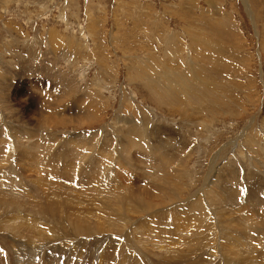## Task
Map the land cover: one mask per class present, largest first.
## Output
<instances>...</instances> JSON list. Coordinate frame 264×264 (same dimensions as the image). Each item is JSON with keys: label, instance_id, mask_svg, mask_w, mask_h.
I'll return each mask as SVG.
<instances>
[{"label": "rangeland", "instance_id": "obj_1", "mask_svg": "<svg viewBox=\"0 0 264 264\" xmlns=\"http://www.w3.org/2000/svg\"><path fill=\"white\" fill-rule=\"evenodd\" d=\"M140 67L149 82L171 78L173 86L181 77L191 90L193 67L197 75L207 69L212 76L201 80L219 82L220 94L211 92L217 106L188 115L158 105L137 82ZM178 93L185 104L194 94ZM132 122H146L138 129L151 145L180 157L176 178L153 182L140 149L126 154L121 134ZM72 144L88 154L98 146L92 164L115 155L110 165L133 172L130 183L94 190L64 171ZM200 198L242 226L264 224L256 214L264 211V0H0V264H210L204 251L212 238L203 249L202 226L189 213ZM219 220L214 242L222 259L239 264L225 249L246 236L229 237ZM260 238L244 264H264ZM145 243L147 256L137 251ZM160 252L173 260L159 263L152 255Z\"/></svg>", "mask_w": 264, "mask_h": 264}, {"label": "bare ground", "instance_id": "obj_2", "mask_svg": "<svg viewBox=\"0 0 264 264\" xmlns=\"http://www.w3.org/2000/svg\"><path fill=\"white\" fill-rule=\"evenodd\" d=\"M190 30H192V29H190ZM194 31V30H193ZM198 33V32H197ZM195 39L198 41H200L201 40V38L199 37V35H197V36H195ZM204 40H205V38H204ZM204 59V58H203ZM155 61V60H154ZM210 61H212V60H210ZM156 62V61H155ZM144 63V62H143ZM206 63V62H205ZM156 64L157 65H159V63H157L156 62ZM155 64V65H156ZM210 64H212L211 62H210ZM215 64L213 63L212 64V67L214 66ZM203 67V66H202ZM201 67V68H202ZM152 68V67H151ZM150 68V69H151ZM156 68V67H155ZM195 67H193V73H194V76L197 78V80H195V82L193 83V85H192V90H193V92H194V94H193V96L196 94L197 96V98H194L193 96L191 97V99H189L190 101L188 102V103H186V104H188V105H186L185 104V101L184 100H182V99H184L183 97H187V96H180L182 99H180V100H178L177 98L176 99H174L173 98V94H176V93H178V92H180V90H181V93H182V91H183V93H185V95L186 94H189V92H191V94H192V90L190 89L191 88V86H190V88H189V85H190V83H189V79H188V82L185 80V79H182L181 77H180V79L181 80H176L177 82H173V86H171L170 85V82H167L166 80H168V79H171V78H168V79H164L163 80V84H160V83H158L157 82V84H155L156 82H154V81H150L149 82V80H147V78H146V73H145V71L142 69V67H140L139 69H138V73L136 74L137 75V79H139L137 82L140 84V87L142 86L144 89H147L149 92H151V94L153 95V101H155L158 105H161L162 106V104H169V105H172V107L174 106V107H177V108H179V109H174L175 111H178V112H180L181 110L184 112V113H187L188 115H189V113L191 112V111H195V110H199V113L201 112H205L206 111V109H207V107L209 106V104H210V106L212 105V103H214L218 98L216 97V96H214L213 94H211V92L212 93H214V94H216V95H218V94H220L219 93V87L217 86V84L219 83V82H216L215 83V79H213V80H210V79H208V78H206V79H208L207 81H204V80H201V79H203L202 78V76L203 77H208V76H212V74H210L208 71L206 72L205 70H207V69H204L203 68V70L202 69H200V70H202L203 72H201L202 73V75L199 73L198 75H197V72H196V70L194 69ZM213 68H217V66L215 65ZM147 69H148V67H147ZM199 70V69H198ZM154 73H156V71L154 72ZM209 74V75H208ZM233 74V73H232ZM174 77V76H173ZM193 78V77H192ZM216 78V77H215ZM129 79H130V81L132 80V81H136L137 79H136V77H135V75L133 76V75H131V77H129ZM174 79V78H173ZM175 79H176V77H175ZM178 79H179V77H178ZM221 79V78H220ZM172 80V79H171ZM182 80H185V81H182ZM175 81V80H174ZM222 81V80H221ZM230 81V80H229ZM136 83V82H135ZM169 85H168V84ZM222 84V83H221ZM221 84H219V85H221ZM212 88H215L214 90L212 89ZM222 88V87H221ZM223 88H224V86H223ZM189 89L191 90V91H189ZM204 89L205 90H207L206 92L204 91ZM159 92V93H158ZM205 92V93H204ZM179 94V93H178ZM182 95V94H181ZM178 96V95H177ZM207 96H209V98H210V100H209V98L207 99L206 98V100H204L203 98H205V97H207ZM188 98H190L189 97V95H188ZM187 99V98H186ZM204 100V102L206 103L205 104V106H202L201 105V103H202V101ZM188 101V100H187ZM214 104H216V106H217V103L215 102ZM190 107V108H189ZM220 108V107H219ZM209 111H213V109L212 110H209ZM224 111V110H223ZM198 113V114H199ZM205 114V113H204ZM88 118V117H87ZM130 118V117H129ZM191 119V118H190ZM134 120V119H133ZM132 120L131 119H129L128 120V122H131ZM138 121V120H137ZM71 122V121H70ZM149 122V121H148ZM152 122V121H151ZM69 123V122H68ZM134 123H136V122H132L131 124H129L128 126L129 127H127V130H123V135L121 134V137L124 139V141L125 142H123L122 141V144H126V145H128L129 144V146L125 149V150H127V153L126 154H129V155H132L133 156V158H135V157H137V154L136 153H133V150L131 149V148H129V147H132V146H134V147H137V148H139L140 149V151L138 152V155L139 156H142V157H144V159H142L144 162H146V164H147V169H148V171L149 172H147V174L148 173H150V174H148V175H145V176H147V178L148 179H150V176H151V178H153V182H154V178L156 179V181L157 182H159V181H161V180H163V179H165L166 177H167V174L170 176H173V178H176V176H177V173L176 172H180L179 171V166L178 165H174L175 163L174 162H176L177 161V159L179 160L180 159V157L179 158H177V159H174L173 160V154H170V156H165L164 154H162L161 153V151L159 150V148L158 147H153L151 144V142H150V140H149V138H148V136L150 135V134H148V135H144L145 133L142 131V129H138V128H144L145 126V123L146 122H142L139 126H138V123H137V126L134 124ZM150 124V123H149ZM146 128H148V127H146ZM136 129H138V131H136ZM145 129V128H144ZM148 130V129H147ZM146 130V131H147ZM94 133H96V132H94ZM97 134V133H96ZM94 136V135H93ZM84 138V137H83ZM82 138V139H83ZM86 138V137H85ZM88 138H90V137H88ZM155 139V138H154ZM153 139V141H155ZM77 140V139H76ZM73 141V140H72ZM78 141V140H77ZM94 141H95V139H94ZM84 142V141H83ZM38 143H40V142H38ZM74 143H75V141H74ZM78 143H81L80 141L78 142ZM84 143H86V142H84ZM254 143V142H253ZM41 144V143H40ZM83 143H81V145L80 146H83V145H85V144H83ZM156 144V143H155ZM35 145V144H34ZM76 145H78L79 146V144H76ZM76 145H74V144H72L69 148H68V151L66 150L65 152H68V153H70L71 155H72V157L71 156H68L66 153L65 154H63V156H64V159H61V161H60V163L62 162V164L64 163V165L62 166V168L64 169V171H66V172H70L71 170H73V172H74V174H73V172H72V175H75L78 179H79V177L80 176H84L85 177V179H86V182H83L84 184H90L89 186H90V188H94V190H95V188H96V190H97V187L96 186H98V187H101V188H103V190H105V189H111V188H114L115 189V187H120L121 185H125L126 186V184H129L130 183V177L132 176V173L133 172H130L129 170H119V169H114L111 165H113L112 163H114V160H116V158H114L115 157V155H113V157L111 156V154H110V156H108V155H104L105 157H109L113 162H111V160H110V164L108 163L109 162V160H108V162L106 161V159H104V157H103V159L102 158H100V159H98V160H96V162L94 163V164H92L90 161H89V154H90V152L92 153L91 155H93L94 157L97 155V148H98V146H97V148L96 149H94L92 146V148L90 147V152H89V154L87 153L88 152V150L87 149H89V148H87V146L85 147V148H87V149H85V150H87V152L85 151V153H81L83 150H84V147L83 148H80V147H78V146H76ZM4 147V146H3ZM5 147H6V145H5ZM5 147H4V149H5ZM124 149V148H123ZM161 149V148H160ZM6 150V149H5ZM4 150V151H5ZM73 151L74 152V154H75V156L76 157H74V155L70 152V151ZM104 150H105V148H104ZM171 150V149H170ZM100 151H102L101 149H100ZM10 153H11V151H10ZM64 153V152H63ZM87 153V154H86ZM105 153V152H104ZM114 154V153H113ZM166 154V153H165ZM168 154V153H167ZM169 155V154H168ZM120 156V155H119ZM128 156V155H127ZM183 156V155H182ZM68 157H70V158H68ZM77 157L79 158V160L77 159ZM131 157V156H130ZM129 157V158H130ZM49 158V157H48ZM47 158V160H49ZM92 158V157H91ZM46 159V158H45ZM125 159V158H124ZM183 159H184V157H183ZM12 160V159H11ZM51 160H52V158H51ZM57 160V159H56ZM60 160V159H59ZM118 160V159H117ZM117 160L115 161L116 163H117ZM41 161V160H40ZM45 161V160H44ZM43 161V162H44ZM64 161V162H63ZM74 161V162H73ZM131 161V160H130ZM53 162V161H52ZM54 163V162H53ZM88 163H91V164H89L88 165V167L86 168V169H84V170H80V167L81 166H84V165H86V164H88ZM174 163V164H173ZM4 164V163H3ZM10 164V163H9ZM58 164V163H57ZM120 164V163H119ZM118 164V165H119ZM129 164V163H128ZM178 164V163H177ZM13 165V164H12ZM51 165V164H50ZM117 165V164H116ZM116 165H115V167H116ZM126 165V164H125ZM34 166V165H33ZM47 166H49V163H48V165ZM55 166H57V165H55ZM175 166H176V168H177V170H174L175 169ZM178 166V167H177ZM213 166V165H212ZM59 167V166H58ZM56 168V167H55ZM42 169V168H41ZM49 169V168H48ZM3 170V172L4 171H7V172H11L10 171V168L8 169V170H5V169H2ZM51 170H52V168H51ZM57 170V169H56ZM50 171V170H49ZM52 171H55V170H52ZM57 171H59V170H57ZM56 171V172H57ZM80 171H81V173H80ZM63 172V171H62ZM58 173V172H57ZM56 173V174H57ZM60 173H61V171H60ZM59 173V174H60ZM38 174V173H37ZM63 174V173H62ZM150 175V176H149ZM180 174H178V176H179ZM168 176V177H169ZM57 177V176H56ZM14 181L16 180V179H14L13 177H11ZM60 178H63V177H61L60 176ZM73 178H74V176H73ZM180 178H181V176H180ZM179 178V179H180ZM7 179V178H6ZM69 179V178H68ZM178 179V178H177ZM177 179H176V181H177ZM8 180H10V179H8ZM63 180V179H62ZM75 180V179H74ZM133 180V179H132ZM170 180V179H169ZM168 180V181H169ZM210 180V179H209ZM171 181H173V180H171ZM16 182V181H15ZM20 182V181H19ZM71 182V181H70ZM146 182V181H145ZM164 182V181H163ZM77 184H81L82 182H79V181H77L76 182ZM156 183V182H155ZM165 183V182H164ZM180 183V182H179ZM19 184V183H18ZM73 184V183H72ZM114 184V185H113ZM118 184V185H117ZM153 185V184H152ZM156 185V184H155ZM20 186V185H19ZM81 186V185H80ZM124 186V187H125ZM140 186V185H139ZM158 186V185H157ZM169 187H171V186H169ZM161 188H163V187H161ZM114 189H112V190H114ZM131 190H133L132 188H130ZM144 189V188H143ZM99 190V189H98ZM148 190V189H147ZM159 190H160V187H159ZM204 190V189H203ZM102 191V190H101ZM105 191H107V190H105ZM104 191V192H105ZM111 191V190H110ZM109 191V192H110ZM123 191V190H122ZM135 191V190H134ZM162 191H164V190H162ZM229 191V190H228ZM112 193H110L109 195L110 196H113V194L111 195ZM118 194V193H117ZM146 193H144V195H145ZM149 194V193H148ZM151 195H153V194H151ZM203 195V194H202ZM204 195H205V193H204ZM235 195V194H234ZM163 196V195H162ZM165 196V195H164ZM231 196V195H230ZM155 197V196H154ZM154 197H152V198H154ZM158 197H159V195H158ZM193 197H195V196H193ZM202 197V196H201ZM236 197H238V196H236ZM120 198H121V196H120ZM123 198V197H122ZM125 198V197H124ZM130 198V197H129ZM128 198V199H129ZM197 198H199V197H197ZM119 199V198H118ZM162 199V198H161ZM201 199V198H200ZM197 200L196 201V203L195 204H193L192 206H191V210H192V212H189V213H191V214H194V215H191L192 216V218H194V221L195 222H198V223H200V225L202 226V235L201 236H197V239H198V237H200V239H198V240H200V245L201 246H203V244H205L206 242H210V241H207V239H210V238H212V242H211V244H209V245H207L206 247H207V251H204V254H205V258H207V257H209V261H210V259L212 260L211 261V263L210 264H217L218 262H219V260H220V258H221V260H222V263L223 264H235V261L234 260H232V259H230L229 257H227L226 255L225 256H223V259H222V255L223 254H221V251L220 250H222L223 251V249L222 248H220L219 246H217L216 244H215V242H214V235L216 236V234H217V228H214V226H215V223H216V225H217V223H219V217H221L222 218V220H223V218H224V221H225V223H226V230L228 231V233H229V237L232 235L231 233L232 232H234V234H236V233H238V232H242L241 234H243L244 236H246V237H242V236H239V237H237L236 236V238H234L233 237V239H232V241L234 242L233 243V245L235 246V248L236 249H234L231 245V247H232V250L231 251H228L227 250V248H229L230 249V247L228 246L225 250V254L226 253H228V254H230L231 252H233L235 255H237V256H241V257H239V258H237V259H239V260H237V261H239V264H241V262H242V264H244L245 263V261H247V262H251L252 261V259H248V258H250V255H248L247 256V254L245 253V255H244V252H245V250L248 248V250H246V252L247 251H253V247L252 246H259V244L261 243V236L262 237H264V228L262 227L263 225L262 224H260V227H258L260 230H261V232H259V231H255V229L256 228H251L252 227V225H246V224H244V226H242L241 224H243L244 223V221L240 224V222H237V220L235 221L234 220V216H232L231 215V213L232 212H230L229 211V213H227V211H220V210H222L223 209V206L221 207V209H218L219 211H217L207 200ZM220 199V198H219ZM121 200V199H120ZM124 201V200H123ZM155 201V200H154ZM213 201V200H212ZM113 202V201H112ZM175 202V201H174ZM184 202V201H183ZM236 201H233V203H235ZM241 202V201H240ZM249 202V201H248ZM114 203V202H113ZM166 203V202H165ZM217 203V202H216ZM229 203V202H228ZM232 203V202H231ZM253 203H255V202H253ZM258 203H261V202H259L258 201ZM258 203H256V205L258 204ZM85 204V203H84ZM132 204V203H131ZM148 204V203H147ZM218 204V203H217ZM122 205V204H121ZM219 205V204H218ZM232 205H234V204H232ZM112 206V205H111ZM149 206V205H148ZM169 206V205H168ZM188 206V205H187ZM214 206H216V205H214ZM229 206H231V205H229ZM234 206H236V204L234 205ZM88 207V206H87ZM142 207V206H141ZM189 207V206H188ZM259 207V206H258ZM257 207V208H258ZM89 208V207H88ZM184 208H185V206H184ZM243 208V207H242ZM260 208V207H259ZM262 208V207H261ZM260 208V209H261ZM120 209V208H119ZM148 209V208H147ZM179 209H181V208H179ZM186 209V208H185ZM188 209V208H187ZM224 209H226V208H224ZM263 209V208H262ZM116 210V209H115ZM144 210V209H143ZM248 209H246V211H247ZM250 210H251V208H250ZM264 210V209H263ZM141 211V210H140ZM186 211V210H185ZM245 211V210H244ZM255 211V210H254ZM212 212H213V214H212ZM242 212V211H241ZM240 212V213H241ZM249 212V211H248ZM169 213H171V211L169 212ZM175 213H177V212H175ZM234 213V212H233ZM236 213V212H235ZM243 213V212H242ZM241 213V214H242ZM250 213V212H249ZM259 214V216L260 215H262V217H264V211H262V210H258V211H256V214ZM92 214H93V212H92ZM140 214V213H139ZM246 214V213H245ZM85 215V214H84ZM133 215V214H132ZM138 215V214H137ZM190 215V214H189ZM188 215V216H189ZM184 216H186V214L185 215H183V217ZM213 216H215V217H213ZM247 216V215H246ZM117 217V216H116ZM234 217V218H233ZM240 217H241V215H240ZM244 217V216H243ZM249 217V216H248ZM182 218V217H181ZM239 218V217H238ZM251 218V217H250ZM167 219H172V214L171 215H169V217H167ZM187 219V218H186ZM242 219V218H241ZM240 219V220H241ZM246 219V218H245ZM254 219V218H253ZM259 219V218H258ZM173 221L175 220V219H172ZM247 220V219H246ZM249 220V219H248ZM86 221V220H85ZM95 221V220H94ZM103 221V220H102ZM171 221V220H170ZM185 221V220H184ZM183 221V222H184ZM239 221V220H238ZM174 222H176V221H174ZM246 222V221H245ZM248 222V221H247ZM252 222V221H251ZM264 222V221H263ZM83 223V222H82ZM91 223V222H90ZM163 223V222H162ZM169 223V222H168ZM178 223V222H177ZM176 223V224H177ZM185 223V222H184ZM221 223H223V221L221 222ZM258 223H259V221H258ZM261 223V222H260ZM150 224V223H149ZM224 224V223H223ZM248 224V223H247ZM255 224H257V223H255ZM254 224V225H255ZM166 225V224H165ZM222 225V224H221ZM99 226V225H98ZM169 226V225H168ZM180 226H181V224H180ZM218 226V225H217ZM225 226V225H224ZM242 226V227H241ZM167 227V226H166ZM165 228V227H164ZM214 228V229H213ZM100 229V228H99ZM96 230V229H95ZM153 230H156V229H153ZM174 230V229H173ZM220 230V229H219ZM218 230V231H219ZM257 230V229H256ZM168 231V230H167ZM229 231H232L231 233L229 232ZM220 232H221V230H220ZM225 232V231H224ZM149 233H151V231H150V229L148 228V234ZM169 233V232H168ZM172 234H173V231H172ZM223 234V233H222ZM225 234V233H224ZM156 235V234H155ZM240 235V234H239ZM169 236V235H168ZM157 237V236H156ZM155 237V238H156ZM165 237V236H164ZM258 237L260 238L259 240H258ZM153 238V237H152ZM167 238H169V237H167ZM181 238V237H180ZM216 238V237H215ZM147 239V238H146ZM151 238L149 237V239L148 240H150ZM197 239L196 240H194V242H196L197 241ZM217 239V238H216ZM152 240V239H151ZM160 240V239H159ZM68 241V240H67ZM181 241V240H180ZM259 241V242H258ZM150 242V241H149ZM214 242V243H213ZM258 242V243H257ZM170 243H172V242H170ZM226 243V242H225ZM227 243H229V242H227ZM196 244V246H198L199 244H197V243H195ZM213 244V245H212ZM232 244V243H231ZM236 244L238 245V246H241V249L239 250V249H237L238 247H236ZM264 244V243H263ZM199 245V246H200ZM206 245V244H205ZM225 245V244H224ZM262 245V244H261ZM146 246H148V244L146 245V243H145V246H144V248H143V246H142V250L139 248L137 251L138 252H140L141 254H144V256H147V255H145L146 253H147V251H144L143 249H147L148 250V247H146ZM173 245H171V247H172ZM187 246V245H186ZM195 245H194V247H196ZM139 247H141V246H139ZM158 247V246H157ZM252 247V248H251ZM170 248V247H169ZM149 249H151V245H150V247H149ZM157 249V248H156ZM161 249H162V246H161ZM203 249H204V246H203ZM244 249V250H243ZM263 249V248H262ZM133 250V249H132ZM152 250V249H151ZM151 250H149V252H151ZM168 250H170V249H168ZM193 250V249H192ZM239 251L240 252V254H239V252H237V251ZM170 251H172V250H170ZM194 251V250H193ZM259 251H260V249H259ZM222 253H224V252H222ZM250 253V252H249ZM152 254V253H151ZM192 254V253H191ZM218 254V255H217ZM254 254V253H253ZM257 255V254H256ZM261 255V254H260ZM153 256V258H158L159 259V263H162L161 261H165V262H169V261H172L173 260V258L172 257H170L169 259H167V257H165V256H161V252H160V254L158 255L157 253H156V255H152ZM186 256H188V255H186ZM190 256V255H189ZM229 256V255H228ZM252 256V255H251ZM262 256V255H261ZM254 257H256V256H254ZM145 258V257H144ZM147 259H149L148 257H147ZM181 259H182V257H179L177 260H176V263H180L181 262ZM215 259V260H214ZM226 259V260H225ZM255 259V258H254ZM150 261H152L151 260V258L149 259ZM203 260V259H202ZM147 261V260H146ZM145 261V262H146ZM156 261V260H155ZM256 261V260H255ZM142 262V261H141ZM153 262V261H152ZM203 262H204V264H207V261H204L203 260ZM148 263V262H147ZM221 263V262H220ZM237 263V262H236ZM164 264H166V263H164Z\"/></svg>", "mask_w": 264, "mask_h": 264}]
</instances>
